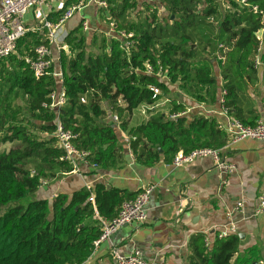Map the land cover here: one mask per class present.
<instances>
[{"label":"trees","instance_id":"obj_1","mask_svg":"<svg viewBox=\"0 0 264 264\" xmlns=\"http://www.w3.org/2000/svg\"><path fill=\"white\" fill-rule=\"evenodd\" d=\"M77 1L67 0L58 19ZM108 1L109 21H115L117 31L133 32V47L102 31L89 43L80 25L66 38L73 56L67 60L61 52L62 76L37 78L25 61L46 40V31H29L16 52L0 61V264H84L102 234L99 217L114 218L123 202L141 191L97 183L51 200L38 198L44 181L60 180L74 169L61 159L58 116L78 134L74 143L89 151L91 166L108 171L127 164V138L122 135L128 137L136 162L148 166L162 156L172 161L180 150L226 145L228 138L215 117L172 118L187 104L170 95V83L198 103L216 104L225 92L231 115L246 125L261 119L249 87L259 81L257 34L264 29V16L253 6L264 11V0H156L143 1L142 8L137 0ZM224 4L230 7L223 9ZM259 54L264 61V45ZM147 63L156 70L163 67L169 79L148 74ZM151 85L161 93L155 96ZM62 87L65 105L50 108L51 94ZM162 99L170 100L167 112L150 111L146 120L132 125L135 110ZM205 239L204 234L192 237L191 264L258 262L257 249L241 250L237 234H217L210 248Z\"/></svg>","mask_w":264,"mask_h":264},{"label":"crops","instance_id":"obj_2","mask_svg":"<svg viewBox=\"0 0 264 264\" xmlns=\"http://www.w3.org/2000/svg\"><path fill=\"white\" fill-rule=\"evenodd\" d=\"M66 1L47 0L41 9L29 11L24 17L29 31L39 34L44 31L36 29L40 17L44 15L57 21L58 12ZM137 1L139 8H142L143 0ZM163 13L160 12L161 15ZM107 14L108 10L89 3L62 25L60 37H67L73 29L82 26L85 20L90 24V30L87 31L89 43L92 36L100 31L106 37H109L108 34L113 36ZM52 52L53 69L55 72H62V51L53 45ZM257 75L259 81L249 87V92L261 119L264 120L262 60L257 66ZM220 97L221 94L219 101ZM184 101L187 109H190L186 115L191 112L195 115H201L202 112L208 114L211 111L215 116L209 114V117H215L217 121L223 120L219 101L216 104L198 103L189 98H184ZM130 153L126 151L127 164L124 168L108 171L80 163L77 170L66 174L60 180L43 184L37 191L38 198L51 200L58 193L71 194L85 186L94 187L97 183L130 192L138 191L146 185L154 186L147 206V222L122 226L108 240L95 245L84 264H114L111 255L113 247H117L123 254L139 248L152 264H191L192 237L204 234L213 241L231 221L236 223L239 233L242 234L241 250L255 247L258 254L257 264H264V212L254 215L258 197L264 193V140L247 138L226 149V157L237 167L236 172L229 176L223 175L215 167L211 157L197 159L187 166L174 167L171 160L166 161L162 156L159 162L148 166L137 163L133 153ZM238 201L244 204L243 212L234 213L233 208ZM99 219L102 224L103 217Z\"/></svg>","mask_w":264,"mask_h":264},{"label":"built area","instance_id":"obj_3","mask_svg":"<svg viewBox=\"0 0 264 264\" xmlns=\"http://www.w3.org/2000/svg\"><path fill=\"white\" fill-rule=\"evenodd\" d=\"M149 3H153L156 0H143ZM245 3L246 0H239ZM47 0H0V61L16 52L17 44L19 39L25 36L29 28L25 24L24 17L32 9H41L46 5ZM89 3H95L104 9H108V2L106 0H78L76 3L70 5L63 15L57 20L52 21L48 16L44 15L39 19V25L37 30H44L45 41L34 47L32 53L25 56L26 63L30 66L35 77L42 78L51 75L62 76V72H55L53 68L54 58L52 52V46L55 45L59 51L70 52V47L66 42V38L60 37V30L62 25L72 17L77 11L83 9ZM256 12H260L264 16V11L259 10L257 5L253 6ZM110 31L125 41V45L128 47L135 45L133 39V32L117 31L115 21H110ZM83 30L85 32L90 30V24L88 21H83ZM264 30V29H262ZM261 31L258 32L257 37L259 38L258 55L255 58V65L258 66L261 63L260 52L264 45V35H261ZM109 31V32H110ZM109 37H112L108 34ZM146 72L148 74H156L159 77L168 78L167 71L160 67L156 70L151 64H146ZM150 89L153 90L155 96L160 94V89L151 85ZM224 93L220 97V114L223 116V120L218 121V126L221 130L226 133L228 141L224 147L212 148V147H199L194 148L190 151L180 150L178 151L171 164L174 167H183L194 163L197 159L211 157L214 160L215 167L226 176L232 175L236 172V165L226 157V149L231 144L241 141L243 139H256L264 140V120L260 119L255 125H246L240 119L234 117L229 113V109L224 105L225 98ZM82 102H86V98L82 97ZM66 103V92L62 87L60 91L53 92L51 94V102L49 107L60 108ZM153 106V105H152ZM146 106H142L140 109L145 113ZM190 109H186L181 113H175L172 118H177L181 115H186ZM206 114L208 116L213 115L211 111ZM210 114V115H209ZM113 119L119 122V117L112 113ZM215 116V115H213ZM56 137L58 145L64 150V155L61 159L70 162L74 169L79 168L80 163L90 164L88 161L89 151L82 150L76 147L74 140L78 137V134L72 130L67 129L58 116L56 120ZM91 165V164H90ZM47 182L44 181L43 184ZM154 190L153 185L144 186L141 191L132 198L125 200L121 206L120 212L117 216L112 219H102V234L94 242L97 246L102 241L108 240L114 233H116L122 226L129 223H146L148 220L147 206ZM244 204L242 201H238L234 206V213L243 212ZM264 212V193L258 197V205L254 215ZM237 234L239 235V229L235 222L231 221L226 225L219 233V237H226L228 235ZM214 243V240H210L206 237L205 244L210 248ZM111 255L114 264H152L143 255L141 249L135 248L129 254H123L117 247H113Z\"/></svg>","mask_w":264,"mask_h":264},{"label":"rangeland","instance_id":"obj_4","mask_svg":"<svg viewBox=\"0 0 264 264\" xmlns=\"http://www.w3.org/2000/svg\"><path fill=\"white\" fill-rule=\"evenodd\" d=\"M228 4H224V8L223 9H228ZM230 7V6H229ZM161 12H164L165 13V10H164V8H162L161 9ZM101 32V31H100ZM99 33V32H98ZM261 35L263 36L264 35V30H262V32H261ZM31 46H35V45H31ZM88 48L89 49H92V50H95L96 51V48L95 47H93L92 45H88ZM67 54H66V57L65 58H67V60L71 57V56H73V53H72V51L70 50V52H66ZM64 58V59H65ZM169 79V78H168ZM168 79H165L164 78V80H166L167 82H169V80ZM171 85H172V87H173V93H171L170 95L172 96V97H177V98H180V99H182V100H184V98H189V99H191L186 93H184V91L181 89V88H179L178 86H177V84H172V83H170ZM187 95V96H186ZM169 96V95H168ZM22 103V102H21ZM141 107H139V109H137V110H135L134 111V114H133V116H132V125H135V124H138V123H140L141 121H143V120H146V118H148L149 117V115L151 114L150 113V111H152V112H159V113H164V112H167L168 111V109L170 108V100L169 99H162V100H160V101H158L157 102V104H155V105H153V106H150V107H145L144 109H145V113H143L142 111H141V109H140ZM194 112H191V114H189V115H195V114H193ZM147 115V116H146ZM189 115H186L187 116V118L190 120V119H192V117H194V116H189ZM3 147H10V144H6V145H4ZM3 147H1L2 149H4ZM126 148H127V152H131V148H130V143H129V140H128V137H127V144H126ZM130 154H132V153H130ZM47 183H49V181L47 180L46 181Z\"/></svg>","mask_w":264,"mask_h":264},{"label":"water","instance_id":"obj_5","mask_svg":"<svg viewBox=\"0 0 264 264\" xmlns=\"http://www.w3.org/2000/svg\"><path fill=\"white\" fill-rule=\"evenodd\" d=\"M240 237L242 238V234H240Z\"/></svg>","mask_w":264,"mask_h":264}]
</instances>
